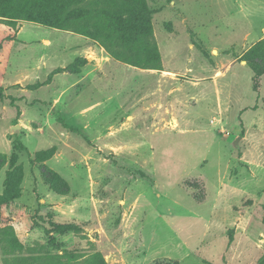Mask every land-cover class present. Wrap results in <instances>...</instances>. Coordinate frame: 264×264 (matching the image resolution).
Returning a JSON list of instances; mask_svg holds the SVG:
<instances>
[{
	"label": "rangeland",
	"instance_id": "1",
	"mask_svg": "<svg viewBox=\"0 0 264 264\" xmlns=\"http://www.w3.org/2000/svg\"><path fill=\"white\" fill-rule=\"evenodd\" d=\"M147 3L0 36V264H264V0Z\"/></svg>",
	"mask_w": 264,
	"mask_h": 264
},
{
	"label": "trees",
	"instance_id": "2",
	"mask_svg": "<svg viewBox=\"0 0 264 264\" xmlns=\"http://www.w3.org/2000/svg\"><path fill=\"white\" fill-rule=\"evenodd\" d=\"M133 5L136 7L134 10ZM109 7L127 11V14L123 16L114 17L113 31L121 39L131 40V34H143L147 39L152 40V46L146 48V58L139 66L146 69L158 67L161 64V54L156 43L153 42L154 33L148 15L147 0H0V23L5 25V28L1 29L3 33L0 36L15 32L14 22L18 19L40 21L52 27H62L78 18L93 14L104 15V13H108ZM263 51L264 38L254 44L246 53L250 66L259 75L263 73V69L254 63V59H256L257 53ZM2 97H4V93L3 87L0 85V99ZM0 160H3L2 156H0ZM69 229L72 228L54 225L49 229V232H64ZM91 264L109 263L101 253H97Z\"/></svg>",
	"mask_w": 264,
	"mask_h": 264
},
{
	"label": "water",
	"instance_id": "3",
	"mask_svg": "<svg viewBox=\"0 0 264 264\" xmlns=\"http://www.w3.org/2000/svg\"><path fill=\"white\" fill-rule=\"evenodd\" d=\"M236 143H238V142L236 141Z\"/></svg>",
	"mask_w": 264,
	"mask_h": 264
}]
</instances>
